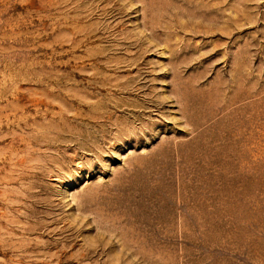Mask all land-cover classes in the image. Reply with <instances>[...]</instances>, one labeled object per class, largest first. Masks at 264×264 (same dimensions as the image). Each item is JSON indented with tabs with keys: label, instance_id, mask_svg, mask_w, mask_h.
<instances>
[{
	"label": "rangeland",
	"instance_id": "374dc122",
	"mask_svg": "<svg viewBox=\"0 0 264 264\" xmlns=\"http://www.w3.org/2000/svg\"><path fill=\"white\" fill-rule=\"evenodd\" d=\"M0 264H264V0H0Z\"/></svg>",
	"mask_w": 264,
	"mask_h": 264
}]
</instances>
